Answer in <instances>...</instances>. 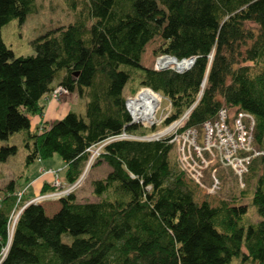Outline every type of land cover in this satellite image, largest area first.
<instances>
[{"label":"trees","instance_id":"16d2710c","mask_svg":"<svg viewBox=\"0 0 264 264\" xmlns=\"http://www.w3.org/2000/svg\"><path fill=\"white\" fill-rule=\"evenodd\" d=\"M63 1L74 22L32 41L33 56L14 58L0 35V163L17 153L2 143L24 132L25 167L57 156L66 168L63 181L73 184L88 148L123 131L146 135L124 107L122 92L134 80L170 102L164 126L188 110L185 129L221 108L237 109L253 117L254 144L264 149V0H158L174 24L159 53L195 58L181 74L139 64L161 34L155 22L164 18L142 17L135 4L143 0ZM34 10V0H0V31L11 20L22 25ZM53 83L85 100L84 113L68 112L31 133L30 117L42 115ZM171 151L167 139L107 144L96 162L110 172L92 183L97 201L79 204L69 195L52 217L40 204L26 205L24 194L18 200L8 183L0 200V252L9 245L0 264H228L240 257L264 264V166L251 197L259 222L244 227L246 206L194 202ZM49 191L43 185L39 195ZM21 209L9 239L10 219Z\"/></svg>","mask_w":264,"mask_h":264},{"label":"rangeland","instance_id":"374dc122","mask_svg":"<svg viewBox=\"0 0 264 264\" xmlns=\"http://www.w3.org/2000/svg\"><path fill=\"white\" fill-rule=\"evenodd\" d=\"M34 4V12L26 17L22 25H19V22L17 20H11L0 31L1 39L4 45L12 52L14 58L33 56L34 50L31 45L32 41L44 36L50 31L56 30L60 27H67L69 24H72L74 22L75 14L68 9L67 5L63 0H34ZM135 9L145 19H150L155 14H163L164 16L163 19L155 22V24L160 29L161 34L155 37L151 42L147 44L144 53L139 60V64L142 67L149 70L158 71L156 60L160 56H164L163 54L159 53V49L167 41V37L174 29V24L165 18L166 12L158 3V0H143L135 4ZM165 70L172 69L167 68ZM146 89L147 88H140L137 81L134 80L132 82H128L122 92V95L125 99L133 98L141 90ZM133 90L136 91L135 94H133ZM82 103L83 104H80L74 109V112L79 115H83L85 110L86 101L84 100ZM161 107L162 109H164L166 107V102H163ZM232 112L233 110H230V114ZM67 113L62 117V119L67 115ZM128 115L131 116L129 113ZM60 120L55 121L53 124L59 122ZM136 124L137 123H134V125ZM138 124L136 126L139 127L140 125L142 127L141 124ZM143 129L146 130L145 136L149 137L154 133L161 132L164 127H155L154 132H151V130L153 129L152 127H143ZM24 134V132L16 133L10 136L8 141L2 143V145H14L17 148V153L14 156L8 158L7 162L0 163V200L3 198L5 187L7 186V183L11 177L14 178V182L17 184L22 182L21 179L23 177H27L29 178V180H31L32 176L37 174V169L39 167L45 168L46 170L47 168H53V170L59 171L60 178L61 180H63V170L65 164L57 156H55L53 159L45 160L40 164H38V162H35L30 167H25L24 162L25 157L27 155V151L23 145L22 140V138H24ZM169 160L173 169L179 172L180 169L178 168V165L176 163V156L173 146L172 151L169 155ZM97 162H95V164L89 168H87L86 165L82 168V173L80 176H83V182L81 188L78 191L87 189L85 185L92 178L102 179L105 178L110 172V169L108 167L105 168L103 166L94 169L95 166H99L102 164V162ZM263 166L264 164L261 163V159H255L250 166L248 174L242 180L244 187L240 188L238 180L230 170H222L221 168H218L219 166L217 164H212L210 166V169L204 173L203 183L206 187H209L212 182V179L210 177V170H212L213 168L217 169L215 178L220 183V190L217 191V193L214 195L206 194V191L204 189L198 187L188 178L185 177L184 180L187 185V188L192 192L194 202L197 204L206 201L211 207H217L221 203H226L231 206H246L247 213L243 217L241 223L242 226L246 227L248 225H255L259 222V217L256 213V209L254 206L251 205V197L255 189L257 178L259 177V175H261ZM251 169H253V171ZM31 191L32 189L28 190L29 195L32 194ZM15 192L17 194L20 191ZM85 201L90 203L96 202L97 199L92 194V197L88 196ZM56 202L57 201H47L41 204L44 206H52L55 205ZM46 213L47 215L51 214L52 209L48 210V208H46ZM17 216L18 212L13 215V219H16ZM11 227L12 225H10V228ZM62 241L65 244H69L70 238L64 236L62 238ZM0 253H2V250ZM242 253H245L244 248H242ZM228 264L252 263L250 261L243 262L242 257H240L233 258Z\"/></svg>","mask_w":264,"mask_h":264},{"label":"built area","instance_id":"2783aa9c","mask_svg":"<svg viewBox=\"0 0 264 264\" xmlns=\"http://www.w3.org/2000/svg\"><path fill=\"white\" fill-rule=\"evenodd\" d=\"M164 58H170L174 61V67L171 69L178 74L184 73L193 66L195 58H188L177 60L173 57L164 55L160 56L156 60V64ZM167 68H158V71L165 70ZM147 90V89H146ZM142 91V90H141ZM140 91V92H141ZM139 92V93H140ZM69 92L61 86L55 87L46 96V100L58 101L62 96H66ZM138 93V94H139ZM153 93V92H152ZM137 94V95H138ZM158 98V103L155 107V116L153 122L149 125H143L140 122L134 121L130 116V124L139 123L140 128H155L163 126L164 129L161 132L154 133L149 137L142 136L136 137L134 135H128L124 131L120 135L109 138L108 140L99 144L93 145L87 149L88 159L86 167L89 168L95 164L100 157L103 148L111 143L117 141H160L167 139L168 144L174 147L176 163L180 171L190 181L195 183L198 187L204 189L206 194L214 195L220 190V183L216 180L215 174L217 169L210 170V177L212 182L209 187H206L203 183L204 173L210 169L212 164H217L221 169H228L238 180L240 188H243V178L248 174L249 167L255 159L264 158V149H258L254 144L253 130L254 119L248 113L239 111L237 109H230L233 112L230 114V110L227 108H221L217 112L216 116L205 121L202 125L196 128L185 129V123L188 119V110L178 120L164 126V122L171 114V104L168 100L160 95L153 93ZM136 95V96H137ZM135 96V97H136ZM133 97V98H135ZM133 98H128L125 101V110L129 112V104ZM166 102V107L162 109V103ZM136 124V125H137ZM37 162H41L37 160ZM40 174L49 175L51 177L50 187L51 191L44 195H38L31 199L26 205L29 204H41L47 201H59L69 195H75V193L81 188L83 182V176H80L73 184H66L61 180L59 171L53 169H39ZM24 191L16 194L18 200L22 197ZM17 220L10 219L9 239L13 231V226ZM9 245V242H8ZM8 245L0 253V263L6 255Z\"/></svg>","mask_w":264,"mask_h":264},{"label":"crops","instance_id":"0c3cea01","mask_svg":"<svg viewBox=\"0 0 264 264\" xmlns=\"http://www.w3.org/2000/svg\"><path fill=\"white\" fill-rule=\"evenodd\" d=\"M57 85H58V83H53V87H56ZM45 99H46V96H44L42 101H41L42 105L44 106V110H43L42 115L30 117V132L31 133L39 131L40 129L49 128L51 125H53V123L55 121L62 119V117L67 112L76 113V112H74L75 107L79 106L80 104H83L82 102L84 101L83 99H80L76 93H68L66 96H62L60 98V100H58V101H55V100H46L45 101ZM22 140H23V138H22ZM42 162L43 161H41L40 163H42ZM40 163L38 162V164H40ZM101 166H103L105 168L107 167L106 164L102 163L99 166H95L94 169L101 167ZM40 168H42V167H39L37 169V174L32 176L31 180H29V178H27V177H23L21 179L22 182L20 181L21 183L17 184L14 182V178L11 177L9 179L8 183L13 181L14 182V190L20 191V192L24 191L23 198L26 200H31V199L35 198L37 195H39L40 190L42 189L43 185H49L51 182V177L49 175L40 174V172H39ZM43 169H45V168H43ZM48 169H53V168H47V170ZM65 169L66 168L64 167L63 171H65ZM102 179H104V178H102ZM102 179L92 178L91 180H89L88 183L85 185V187L87 189L77 191V193H75L76 202L79 204L89 203V202H86L85 199H87L88 196L92 197V191H93L92 183L94 181H98V180H102ZM29 189H32L31 195L28 194ZM0 195H1V193H0ZM90 203H93V202H90ZM40 205L44 209V213L47 217H52L60 208V205L58 202H56L55 205H52V206H50V205L44 206L42 204H40ZM46 208H48V210L52 209V213L47 215Z\"/></svg>","mask_w":264,"mask_h":264},{"label":"bare ground","instance_id":"6f19581e","mask_svg":"<svg viewBox=\"0 0 264 264\" xmlns=\"http://www.w3.org/2000/svg\"><path fill=\"white\" fill-rule=\"evenodd\" d=\"M174 65L172 59L164 58L158 62L157 68H172ZM157 103L158 98L155 94L149 89L142 90L129 104L130 115L134 121L149 125L153 122Z\"/></svg>","mask_w":264,"mask_h":264},{"label":"water","instance_id":"95a60500","mask_svg":"<svg viewBox=\"0 0 264 264\" xmlns=\"http://www.w3.org/2000/svg\"><path fill=\"white\" fill-rule=\"evenodd\" d=\"M25 206H26V205H25ZM25 206H24V207H25ZM24 207H23V208H24ZM23 208H22V209H23ZM22 209L19 211V213H18V216L20 215V213H21ZM18 216H17V218H18Z\"/></svg>","mask_w":264,"mask_h":264}]
</instances>
